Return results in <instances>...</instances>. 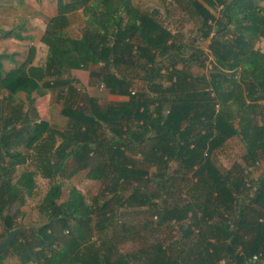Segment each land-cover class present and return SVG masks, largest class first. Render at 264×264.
<instances>
[{"label": "trees", "instance_id": "16d2710c", "mask_svg": "<svg viewBox=\"0 0 264 264\" xmlns=\"http://www.w3.org/2000/svg\"><path fill=\"white\" fill-rule=\"evenodd\" d=\"M175 3L197 20L193 40L208 51L197 48L189 61L158 13L133 0H58L41 39L44 64L30 67V57L4 72L0 61L9 107L0 123V240L22 226L17 220L37 196V177L50 183L34 204L42 222L19 232L0 264H264V175L246 188L243 174L264 160V0ZM79 8L86 22L73 39L62 31ZM206 61L208 74L194 75L189 62L204 69ZM94 64L103 66L92 77L111 94L128 96L126 103L66 99L69 126L56 131L16 101L24 93L31 112L42 83L66 87L73 98L71 80L62 77ZM120 67L139 68L146 92L131 95ZM234 138L244 149L243 168L222 172L214 155ZM71 162L74 172L88 170L87 178L101 184L89 202L58 181L71 178L63 175ZM178 173L189 176L186 200L164 201L161 185ZM166 229L177 231L170 241L158 235ZM130 237L141 247L121 251L119 242Z\"/></svg>", "mask_w": 264, "mask_h": 264}, {"label": "crops", "instance_id": "0c3cea01", "mask_svg": "<svg viewBox=\"0 0 264 264\" xmlns=\"http://www.w3.org/2000/svg\"><path fill=\"white\" fill-rule=\"evenodd\" d=\"M57 1L0 0V46L7 54L0 55V59H6V65L10 61L11 65L8 70L3 67L4 72L20 67L30 57V67H39L44 64L47 57V46L41 42V39L49 19L56 17L58 14ZM152 1L156 3L154 0ZM133 2L142 9L147 8V5H149L147 0H133ZM148 9L150 12V9H155V7ZM153 11L156 12V10ZM66 17L67 24L62 32L70 38H80L86 22L83 10L81 8L76 9L68 13ZM8 33L10 35L6 37L5 34ZM189 56L190 54L185 53L187 61ZM102 66V64L88 65L85 69L71 70L62 77L71 80V87L77 92L73 98H69L66 87L49 89L44 87L42 83V86L31 95L33 103L31 104L30 118L34 119L36 123L40 121L47 122L52 130L62 131L69 126L68 119L62 114L66 99L79 106L85 101L83 99L85 96L92 98L101 107H119L126 103L129 100L128 96L111 94L104 87L102 80L92 77V74L98 73ZM175 66L179 69L182 68V64L178 61ZM118 73L130 81L129 91L146 92L145 83L142 80L143 73L139 68L120 67ZM49 84H52L51 81H49ZM25 96L24 93H18L16 99L19 100V103H28ZM109 137L110 135L104 138L109 141ZM74 168L72 162L69 163L63 175L71 177L81 175L87 178L88 170L74 172Z\"/></svg>", "mask_w": 264, "mask_h": 264}, {"label": "rangeland", "instance_id": "374dc122", "mask_svg": "<svg viewBox=\"0 0 264 264\" xmlns=\"http://www.w3.org/2000/svg\"><path fill=\"white\" fill-rule=\"evenodd\" d=\"M156 3H154L152 0L149 2V5H147L148 8H154L150 9V12L153 10H156L158 12V19L160 22L171 31V33L174 35V40L177 42V44L184 45L185 49L184 52L186 54L194 53L197 48L202 49L205 53H207L206 45L205 43L196 42L193 40L195 33H196V26L198 25L197 20L194 18L191 12L184 11L179 5L175 3L176 0H154ZM154 4V6H153ZM149 10V9H148ZM258 46H261L259 44ZM6 54L5 51L2 49V46H0V55ZM7 55V54H6ZM4 57V56H2ZM190 59H188L189 61ZM1 62L4 64L6 63V59H0ZM2 63V64H3ZM207 63V61H206ZM208 64V63H207ZM189 65H192L193 67H190L192 70V73L194 75H207L208 70L210 69V65L208 64L206 68L200 69L197 67H194V64L189 62ZM3 67H6V70L11 68L10 61L8 65H4ZM4 70V69H3ZM5 71V70H4ZM6 97V92L0 91V123L2 118L6 115V113L9 112V107L7 106V102L4 100ZM17 98V97H16ZM17 102H19L18 99H16ZM23 111L30 115V112L27 106V103H23ZM252 120V118H251ZM250 124L252 122H249ZM1 125V124H0ZM243 131V130H242ZM244 153L243 146L241 142L237 139H231L229 140L226 145L219 151L216 152L214 155V162L217 168L222 171H237L239 168H243V162H242V156ZM139 159L138 157H136ZM170 174H173V172L176 170L175 167L170 166ZM264 175V165L256 170L255 178L257 176ZM189 176L186 178H183L181 174L178 173L177 176H171V180L168 181V183H164L161 185V190L163 188V200L167 202H173L175 200H186L185 197L187 196V186L190 184ZM62 179H58V181L63 182L64 187L67 189L71 187L77 188L85 197L86 201L89 202L90 199L98 192V190L101 187V184L96 182L90 181L88 178H85L81 175L75 176V177H62ZM188 178V183H187ZM37 196L33 199H28L25 207H23V210L25 212V215L19 220H17V223H21L22 226H34L36 227L38 224L42 222L41 217L38 216L36 213L34 204H36L39 199L46 193L47 189L49 188L50 183L47 180L41 179V177H37ZM153 185L148 186V191H153ZM120 191H127V186L122 185L119 189ZM181 202V201H180ZM177 233L176 230H163L158 235L160 237L167 236L168 240L170 241L173 238V235ZM144 241L151 242L152 237L146 235V233L143 235ZM145 243V242H144ZM119 249L123 252H131L136 250L137 248L141 247L140 242L135 237L125 238L119 242ZM9 264H12L11 261H7Z\"/></svg>", "mask_w": 264, "mask_h": 264}, {"label": "built area", "instance_id": "2783aa9c", "mask_svg": "<svg viewBox=\"0 0 264 264\" xmlns=\"http://www.w3.org/2000/svg\"><path fill=\"white\" fill-rule=\"evenodd\" d=\"M136 92L134 90H130V94L134 95ZM264 165V160H257L253 163V165H250L244 169L243 174H244V184L246 188H252L253 182H255L258 178H255V173L256 170L261 168ZM256 259V257H254Z\"/></svg>", "mask_w": 264, "mask_h": 264}, {"label": "water", "instance_id": "95a60500", "mask_svg": "<svg viewBox=\"0 0 264 264\" xmlns=\"http://www.w3.org/2000/svg\"><path fill=\"white\" fill-rule=\"evenodd\" d=\"M26 227L19 226L17 228H14L12 230H8L5 232V237L0 240V254L7 250L10 246V244L15 240L17 234L21 232L22 230H25Z\"/></svg>", "mask_w": 264, "mask_h": 264}]
</instances>
